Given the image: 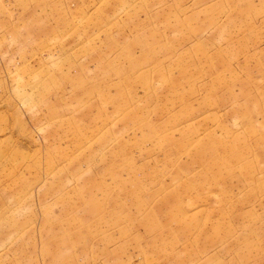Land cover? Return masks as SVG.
Here are the masks:
<instances>
[{"label":"rangeland","instance_id":"obj_1","mask_svg":"<svg viewBox=\"0 0 264 264\" xmlns=\"http://www.w3.org/2000/svg\"><path fill=\"white\" fill-rule=\"evenodd\" d=\"M0 264H264V0H0Z\"/></svg>","mask_w":264,"mask_h":264}]
</instances>
